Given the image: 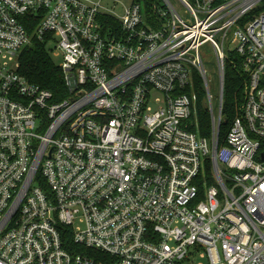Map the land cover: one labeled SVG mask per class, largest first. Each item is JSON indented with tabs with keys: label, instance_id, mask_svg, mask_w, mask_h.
<instances>
[{
	"label": "built area",
	"instance_id": "1",
	"mask_svg": "<svg viewBox=\"0 0 264 264\" xmlns=\"http://www.w3.org/2000/svg\"><path fill=\"white\" fill-rule=\"evenodd\" d=\"M148 1L0 0V264H264V0ZM34 39L62 99L18 71Z\"/></svg>",
	"mask_w": 264,
	"mask_h": 264
},
{
	"label": "trees",
	"instance_id": "2",
	"mask_svg": "<svg viewBox=\"0 0 264 264\" xmlns=\"http://www.w3.org/2000/svg\"><path fill=\"white\" fill-rule=\"evenodd\" d=\"M150 1L147 0V4ZM235 60V61H234ZM228 58L225 65V89L223 116L224 121L220 129V144H223L226 135L234 121L239 116V108L244 99V86L247 75L244 73L242 58L236 56ZM18 71L30 82L40 85L50 90L54 94L55 100L62 99L67 95V87L63 78V73L48 49L46 42L33 40L32 44L24 49L20 59ZM196 90L199 94L198 121L201 135L210 136L212 123L209 112L203 106V86L200 78L196 79ZM64 246L72 253L87 254L92 257L101 256V251L86 248L75 243L73 234L68 227H62Z\"/></svg>",
	"mask_w": 264,
	"mask_h": 264
},
{
	"label": "rangeland",
	"instance_id": "3",
	"mask_svg": "<svg viewBox=\"0 0 264 264\" xmlns=\"http://www.w3.org/2000/svg\"><path fill=\"white\" fill-rule=\"evenodd\" d=\"M103 2L107 3L108 0H103ZM118 14H120V15L123 14V8H120L118 10ZM204 61H205L207 69L211 73V76H212L214 84H215L217 82V77H218L217 65H216V60H215L214 54L212 53V50L210 48H208V47L206 49V52L204 53ZM213 92L216 95L215 91H213ZM215 109L217 111V103H216V101H215Z\"/></svg>",
	"mask_w": 264,
	"mask_h": 264
}]
</instances>
